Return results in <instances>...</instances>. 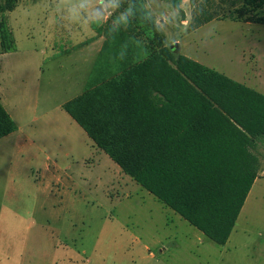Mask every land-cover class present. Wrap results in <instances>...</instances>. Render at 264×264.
<instances>
[{"label":"rangeland","instance_id":"374dc122","mask_svg":"<svg viewBox=\"0 0 264 264\" xmlns=\"http://www.w3.org/2000/svg\"><path fill=\"white\" fill-rule=\"evenodd\" d=\"M143 3L166 45L264 94V25L249 20L264 6ZM122 10V0H17L4 14L16 49L0 54V94L19 129L0 139V264H264V176L219 246L123 174L61 109L96 58V43L78 46ZM203 12L211 20L196 28ZM253 153L259 176L264 142ZM45 163L55 169L40 179Z\"/></svg>","mask_w":264,"mask_h":264},{"label":"trees","instance_id":"16d2710c","mask_svg":"<svg viewBox=\"0 0 264 264\" xmlns=\"http://www.w3.org/2000/svg\"><path fill=\"white\" fill-rule=\"evenodd\" d=\"M122 2L81 94L61 108L123 174L224 246L260 171L264 94L175 54L143 0ZM16 3H0V54L16 49L4 18ZM246 4L251 12L264 0ZM210 20L203 12L194 25ZM249 20L264 25V15ZM16 131L0 103V139Z\"/></svg>","mask_w":264,"mask_h":264},{"label":"crops","instance_id":"0c3cea01","mask_svg":"<svg viewBox=\"0 0 264 264\" xmlns=\"http://www.w3.org/2000/svg\"><path fill=\"white\" fill-rule=\"evenodd\" d=\"M99 36L98 37H94L93 39H91V40H88L87 42H85V43H83V44H80L78 47H82V46H84V45H88V44H90L91 45V43H96L97 44V48L95 49V53H96V58H95V61L93 62V65H92V67H91V69L89 70V73H88V76H87V80H88V78H89V75H90V73H91V71H92V69H93V66H94V64H95V62H96V60H97V57H98V54H99V52H100V50H101V48H102V46H103V43H104V37L102 36V34H98ZM87 80H86V82H87ZM86 82H85V84H86ZM85 86V85H84ZM84 88V87H83ZM83 90V89H82ZM82 92V91H81ZM81 92H80V94H81ZM79 95V94H78ZM77 95V96H78ZM2 95L0 94V103L2 104V106L4 107V109L6 110V112L9 114V112L7 111V109H6V107H5V105H4V103L2 102ZM75 98V97H74ZM73 99V98H72ZM66 103V102H65ZM64 104V103H63ZM63 104H61V106L63 105ZM60 106V107H61ZM62 109V108H61ZM68 115V114H67ZM9 116L11 117V115L9 114ZM69 116V115H68ZM12 119V118H11ZM13 120V119H12ZM18 129L19 128H17V131H18ZM119 168V167H118ZM54 169H55V165H53L52 166V168H50V166L48 165V164H43L42 166H41V170H40V179H42V178H44L45 176H47V174H48V172H53L54 171ZM262 176H264L263 175V173H260L259 174V176H257V178L256 179H258L259 177H262ZM256 181V180H255ZM255 183V182H254ZM254 185V184H253Z\"/></svg>","mask_w":264,"mask_h":264},{"label":"water","instance_id":"95a60500","mask_svg":"<svg viewBox=\"0 0 264 264\" xmlns=\"http://www.w3.org/2000/svg\"><path fill=\"white\" fill-rule=\"evenodd\" d=\"M169 48L175 53V54H179V47L177 44H173L171 46H169Z\"/></svg>","mask_w":264,"mask_h":264}]
</instances>
